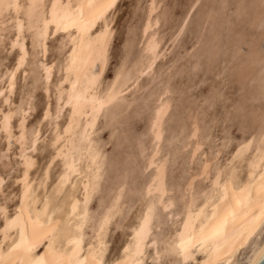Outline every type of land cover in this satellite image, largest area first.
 I'll return each instance as SVG.
<instances>
[{
    "label": "snow or ice",
    "instance_id": "obj_1",
    "mask_svg": "<svg viewBox=\"0 0 264 264\" xmlns=\"http://www.w3.org/2000/svg\"><path fill=\"white\" fill-rule=\"evenodd\" d=\"M118 7L117 0L105 3L89 0L87 4L51 0L50 6L45 0L28 3L0 0V20H9L16 13L11 24L0 26L5 67H8L9 47L13 57L19 52L14 68L4 78L8 87L0 91V161H8L0 172V264H148L147 260L140 259L145 249L155 248L159 254L162 243L174 258L173 264H191V252L197 248L211 254L204 264H235L229 257L236 246L254 238L257 230L264 233V171L258 179L250 171L249 182L244 183L237 164L246 160V154H251L253 148L264 161L262 126L256 133L245 134V142L236 149L229 166L218 168L215 178L209 171L211 199L205 193V199L196 205L199 212H194L189 205L186 214L180 212L175 217L177 237L163 242L154 238L153 234L160 232L154 227L159 212L156 194L152 191L156 188L154 180L147 196L152 203L142 211L139 226L133 229L122 257L107 258L103 233L106 226L116 222L120 202L117 200L109 206L103 199L99 154L89 146L87 129L90 122L103 114L105 100L97 93L103 92L104 65L116 43L115 24L111 21ZM85 42L96 57L90 62L78 59L77 45L82 50ZM51 49L60 53L59 61L55 56L51 63L47 60ZM41 54L45 57L43 61ZM30 55L34 67L41 73L42 83L47 81L44 91L48 97L42 120L32 124L31 129L33 101H27V111L23 93L20 104L14 103L17 74L23 71L27 76ZM127 71L125 60L116 70L109 99ZM62 121H67V126ZM53 123L55 132L51 130ZM45 124L49 128L47 133ZM69 136L71 145L66 143ZM41 151L50 157L43 165L39 164L37 155ZM54 171L57 176L53 175ZM81 185L82 196L76 191ZM70 187L74 190V199L68 195ZM192 192L195 194L194 185ZM96 201L100 203L93 212L90 204ZM68 204H71L70 213ZM160 206L169 220L171 210L180 211L175 202H166L164 193H160ZM89 228L93 230L91 243L85 239ZM40 247L43 251L38 253ZM259 254L264 256V247ZM153 264L169 262L154 258ZM249 264L257 261L250 260Z\"/></svg>",
    "mask_w": 264,
    "mask_h": 264
},
{
    "label": "rangeland",
    "instance_id": "obj_2",
    "mask_svg": "<svg viewBox=\"0 0 264 264\" xmlns=\"http://www.w3.org/2000/svg\"><path fill=\"white\" fill-rule=\"evenodd\" d=\"M158 1L161 4L159 2V11L156 13L159 14L158 17L163 15L164 18L163 16L159 17L162 24L158 22L157 28L162 35L161 44L163 45L165 42V48L169 50L164 56H160L155 63V78L149 82L151 84L147 88L148 91L149 88L155 90L165 81L172 83V103L164 121V146H167L169 135L176 128L178 121L185 116L188 108L194 105L201 109L203 127L208 128L210 132L207 140L215 143L219 141V138L226 136L228 142L222 153V159L227 155L230 156V150L237 140L249 130L250 120L248 118L251 117V113L258 110L264 103V91H261L264 89V21L261 20H264V0ZM117 3L119 7L112 19V23L115 24L116 43L111 47L109 61L102 75L103 82L108 81L113 76L115 72L113 70L120 65L118 62L125 59L129 63L130 56L134 57L140 47L137 42L138 31L134 32V30H138L146 0H117ZM253 3L258 4L254 5ZM254 12L258 14L255 21L251 19ZM129 29H133V31L130 30L127 33ZM132 32L136 38L131 35L128 42L130 49L131 47L134 48V51L131 49V53L134 54L127 57L130 49L125 39L127 36L130 38L129 34ZM173 38L174 40H172ZM2 48L3 45L0 44V72L5 69V57ZM251 49L259 51L257 58H263L261 62L246 60ZM28 50L31 54L30 44ZM11 51H9L7 58L8 66L12 64L15 57L11 55ZM55 53L56 50L51 49L46 57L47 60H50ZM29 60H33L31 55ZM244 69L252 71L255 74V79L241 80L239 74ZM159 71L161 73L157 74ZM21 78L19 72L15 84L14 103L19 101L17 96H20L22 91L29 90L32 96L31 101L34 104V110L29 118V126H31L40 118L45 98L44 92L40 80L38 83L34 82L32 74H28L22 80ZM146 78L145 75L141 81H146ZM147 88H141L136 91L139 94L133 96L131 90L124 92L120 102L124 99L130 101V105L126 108L127 116L121 118V115L118 117L115 114L108 117L101 116L96 129V136L102 144L106 159L102 187L105 188L112 179L125 173L128 195L131 197H133V187L138 185L145 176V173L138 169L137 160L134 158L136 156L134 145L138 138H146L148 105H141L140 103L148 102L146 97L152 90L146 93ZM253 93L256 95L251 98L250 95ZM134 96L136 97L134 98ZM138 97L142 98L138 99ZM138 105L141 106L140 109L137 108ZM245 112L251 113L245 115ZM43 127L45 130L47 125ZM37 155L39 164H41L46 154L41 151ZM179 160L180 157L170 164L169 180L174 183L175 187L176 182L180 179V170L183 168ZM6 163H8L7 160L0 161L1 171L4 170ZM240 174L244 178L245 170ZM174 189L172 195L176 197L178 191L177 188ZM99 203L100 201L91 203V209L95 210ZM136 209L137 204H133L126 211L121 224L114 227L109 251H115L118 243H121V240L125 238L129 225L134 219ZM167 227H170L168 223L163 225L164 229ZM147 262L150 264V260Z\"/></svg>",
    "mask_w": 264,
    "mask_h": 264
},
{
    "label": "bare ground",
    "instance_id": "obj_3",
    "mask_svg": "<svg viewBox=\"0 0 264 264\" xmlns=\"http://www.w3.org/2000/svg\"><path fill=\"white\" fill-rule=\"evenodd\" d=\"M19 2L28 3L30 2V0H19ZM32 2H40V0H32ZM45 2H47L50 6L51 0H45ZM63 2L64 3L73 2V3L87 4L89 0H63ZM92 2L105 3L106 0H92ZM159 2L160 1L158 0H146L145 9L143 10L144 13L141 17L139 26L137 24L138 30L136 29L134 30V32L138 31L137 32L138 34L137 42H138V45L140 44L139 50L134 57L130 56L129 63L127 62L128 71L125 72L124 76L117 82L113 97L109 99L108 93L113 87L112 82L116 78L117 69L113 70L115 72L108 81L103 82L104 83L103 92L97 93L99 97H103V99L105 100L103 114L98 115L94 122H90V126L88 127L87 131H88V136L90 138V145H89L90 148L92 149V151L98 152L99 154L102 176H103L104 168L106 165L105 164L106 159H105L104 152L102 150V144L100 140L98 139V137L96 136V129L98 128L100 117L101 116L108 117L109 115L111 116L113 114L117 115L118 117L121 115L120 118L126 117L127 116L126 108L128 107V105H130V101H127L126 99H124L122 102H120V99L123 98L122 97L123 94H125L124 92L131 90V95L133 96L134 94H139V92L137 93L136 91L140 90L141 88L145 89L147 88V86L149 87V84H151L149 82L155 78V73H156L155 63L160 58V56H164L166 52H168L169 50L165 48L166 46L165 42L163 43V45L161 44L162 35L159 33L158 28H157V26L160 23L159 17L163 16L161 15L158 17L159 14L156 13L159 11L158 6L160 7V4H161V2L160 4ZM257 4H254V5H257ZM15 16H16V13L13 12L9 20H0V26L11 24V20H14ZM257 18H258V14L254 12L251 19L255 21ZM261 20L264 21L263 19ZM182 25L184 26V24ZM137 26L135 27L137 28ZM133 29H129L127 33L130 30L133 31ZM174 32L175 30L171 34L173 35ZM2 34L3 33L0 32V35ZM129 35H130V38L127 35H125L127 37L126 39L124 37V39L127 42L128 44L127 46L130 49L128 41H130L131 35H133V32L132 34H129ZM134 37L136 38V36ZM174 38L172 40H174ZM29 44L31 47L30 41H29ZM153 45H155L154 48H153ZM170 45H173V43H170ZM135 46L137 47V45ZM77 48H78V59L82 60L83 62H90L96 58L93 54V51L89 48L87 42H85L82 50L80 49L79 45H77ZM9 49L11 50L10 47ZM131 49L134 51V48L131 47ZM130 50L127 53V57L130 54H132L131 53L132 50L131 51ZM258 53L259 51H257L256 49H251L249 51V54L246 60L251 61V62L254 60H256L255 62L257 61L261 62L263 58L261 57L257 58ZM54 56L56 58V61H59L61 58L60 53L58 51H56ZM18 58H19V52L17 50L12 64L8 67H4L5 69H3L0 72V91H3L4 88L8 87L7 83L4 82L5 75L6 73L10 72L14 68L15 60ZM40 60L41 61L44 60L43 54H41ZM48 61L51 63L53 61V57ZM122 61H125V59ZM122 61L118 63H120L121 65ZM33 62H34V59L28 60L27 75L32 74L34 76V82L38 83V80H40L41 87H42V90L44 92V97H45L44 102H43V108H45L47 107L48 97H47L46 92L44 91V86L45 84H47V81H44L42 83L41 73H39L36 70ZM106 65L107 64L104 65V69ZM160 71L157 74H160L161 73ZM57 72H59L58 68H57ZM20 75L23 79L26 77L25 72L23 71L20 72ZM145 75L147 76L146 81L142 82L141 79L145 78ZM254 76L255 74L252 73V71H249L247 69L242 70L241 73L239 74V78L244 81L255 79ZM163 80L165 79L163 78ZM171 85L172 83L170 84L169 81H165L163 82V84L158 86L155 90H153V88H149L152 91L149 93L148 97H146V99H148V102L145 103L146 101L144 102L141 101L143 102V104L140 103L141 105H148V120H147L146 130H145L146 138L145 139L138 138L135 142L134 149L136 152V156L134 158L137 160L138 169L141 172L145 173V176L138 185H135L133 187V192H132L133 197L128 195V186L126 185L127 182H126L125 173L121 174L119 177L112 179V181L108 184V186H106L105 188L102 187V189H100V191H102L103 193L104 201H106L109 204V206H111L117 200L120 202L121 211L116 217V222L110 226H106L105 231L103 233V240L106 242V256L109 260L113 258L122 257L123 248L129 244V241L131 240V237H132L133 229L139 226L140 220L142 219V211L146 210L148 205L152 203L151 200H147V196H148V191H149V185H151L154 180H156V188H153L152 191L154 194H156V204L159 208V212H158L154 227L160 229V232L154 233L153 235H154V238L160 239L163 242V241L170 240L173 237L178 236V234L175 231V217L178 216L180 212H185L186 214L187 208L189 205L193 207L194 212H199L200 208L197 207L196 205L199 204L200 201L205 199V195H204L205 193H208L209 195L207 198L209 200L211 199L212 184L208 179L209 171L213 173V178H215V173L217 172L218 168H224V167L229 166V162L232 160L233 154L236 152V149L240 147L241 142H245V134H244L239 140H237L236 144L230 150V156L227 155L226 157L222 159V153L225 150V147L227 146L228 138L224 136V137L219 138L218 142H215V143L209 142L207 139L210 135V132L208 128L206 129L203 127V117L201 115V109L193 105L188 108L185 116L181 120L178 121L176 128L170 133L169 139L167 140V146L165 147L164 146V141H165L164 121H165V118L168 114V111L172 103L171 89L173 87ZM141 91H144V90H141ZM145 91H147L146 93H148L149 92L148 88ZM261 91L263 92L264 89H261ZM53 92H54V96H53L52 109H53V114H55V88H53ZM22 93L25 98L24 108H25V111H27V107H28L27 101L31 100L32 96L29 90L22 91L21 94ZM21 94L20 96H17L19 97V101L16 103V105H19L21 102ZM255 95L256 93H253L250 95V97L253 98L255 97ZM135 97L136 96H134V98ZM139 98L140 97H138V99ZM136 101L137 99L135 100V102ZM140 107L141 106L138 105L137 108L140 109ZM248 113H251V112H245V115H247ZM42 118H43V109L40 114V118L35 122V124L38 121L42 120ZM248 120H250V125H249V130L247 131V133H256L260 130L262 126H264V103L258 110L251 113V117H249ZM62 124L63 126H67V121H62ZM31 126H29V129H31ZM55 127H56L55 123H53V127L51 129L53 132H55ZM48 131H49V128L47 125V127L45 128V132L47 133ZM83 131L84 129L81 128L80 129L81 134L83 133ZM61 132L63 133V127H61ZM248 138L251 139L252 137L249 136ZM66 143L68 145H71L72 143L71 136H69V139L66 141ZM15 155L17 154H14V156ZM246 155H247L246 160L237 162L240 173L243 170H245V176L243 178L244 183L249 182L248 173L250 171L254 175H256L257 179L259 178V173L264 171V161L261 160L260 155L258 154L256 148H253L251 150V154H246ZM154 157L156 158L155 160H154ZM178 157H180L179 162H181V164L183 165V168L182 170H180V175H179L180 179L179 181L176 182L177 184L175 187L174 183H171L169 180V171H170V166H171L170 164L174 163V161ZM48 159H50V157L46 155L41 165H43L45 161ZM15 162L16 161H14V163ZM87 167H88V162L85 163V168ZM2 171L0 170V172ZM53 175L57 176L58 174L55 173L54 171ZM32 176L33 178H35L36 173L33 172ZM193 185L195 186V194H193L192 192ZM174 188H177V191H178V195L176 197L172 195L174 194L172 192L175 191ZM158 189H159V192L157 191ZM49 191H51V189H49ZM76 191H79L82 196L83 195V185H81L80 188L77 189ZM160 193L165 194L166 202L168 201L175 202L179 206L180 211L171 210L169 212L168 215L172 217L171 220L168 219V216H165L163 214L164 208L160 206ZM68 195L69 197H72L74 199V190L71 189V187L69 188ZM67 198L68 197H66V199ZM146 200H147V203H145ZM133 204H137V209L134 215V219L129 225L125 238L122 237L124 239L121 240L122 241L121 243H118V246L115 249V251L114 250L109 251L114 227L119 226L121 224L123 217H125L126 211H128V209L131 208ZM67 207L70 213L71 204H68ZM94 211L95 210H93V212ZM210 211L211 210L209 209V212ZM65 219H67V215L65 216ZM166 223H168V226L170 227H167V229H164L163 225ZM181 227H182V222H181ZM97 230H98V225H97ZM73 231H75V229H73ZM92 236H93V230L92 228H89L88 232L85 234V239L89 243H91ZM0 239H2V237H0ZM178 242L179 241L177 239V243ZM65 243L68 244V241H65ZM149 243H151V241ZM263 244H264V233L257 230L256 233L254 234V238H249V241L242 242L236 246L235 250L232 252L231 256L229 257V260L235 261V264H249L250 260L255 259L256 255L260 251ZM42 251H43L42 247L37 249L38 253ZM84 251L85 253H87L86 244L84 246ZM210 256L211 254H205L204 250L197 248L195 251L191 252V255H190L191 264H204L205 261L210 259ZM81 258L83 259V257ZM154 258H156L157 260L167 261L169 262V264H173V260H174V258L171 257V255L165 251L163 247V243L161 245L159 254L157 253L155 248H148V249H145V255L141 257L140 259L150 260V264H153Z\"/></svg>",
    "mask_w": 264,
    "mask_h": 264
},
{
    "label": "water",
    "instance_id": "obj_4",
    "mask_svg": "<svg viewBox=\"0 0 264 264\" xmlns=\"http://www.w3.org/2000/svg\"><path fill=\"white\" fill-rule=\"evenodd\" d=\"M262 247H264V244ZM259 253H260V251L258 252V254L256 255L254 260L257 261V264H264V256H261Z\"/></svg>",
    "mask_w": 264,
    "mask_h": 264
}]
</instances>
